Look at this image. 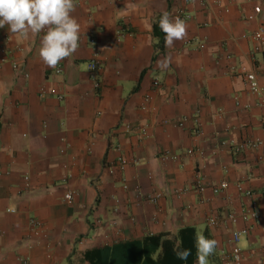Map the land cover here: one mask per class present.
<instances>
[{
	"label": "crops",
	"instance_id": "crops-1",
	"mask_svg": "<svg viewBox=\"0 0 264 264\" xmlns=\"http://www.w3.org/2000/svg\"><path fill=\"white\" fill-rule=\"evenodd\" d=\"M215 1L75 0L79 49L55 69L39 57L43 32L24 39L0 28V264H88L95 247L187 227L219 242L208 264H222L242 229V264H264V108L241 73L255 70L264 89V48L243 38L264 32V0ZM182 10L188 36L165 48L155 26ZM95 52L98 90L87 69ZM250 140L263 145L236 152ZM246 178L257 221L243 219Z\"/></svg>",
	"mask_w": 264,
	"mask_h": 264
},
{
	"label": "clouds",
	"instance_id": "clouds-1",
	"mask_svg": "<svg viewBox=\"0 0 264 264\" xmlns=\"http://www.w3.org/2000/svg\"><path fill=\"white\" fill-rule=\"evenodd\" d=\"M75 0H0V28L7 26L10 34L28 39L44 33L40 40L39 57L49 68L55 69L62 61L71 58L79 49L81 25L73 16ZM164 33L165 48L188 36V24L179 16L173 18L167 11L158 20ZM172 57L165 55L157 60L161 72L170 68ZM197 264H208L219 242L196 233ZM178 258L187 259L189 250L178 251Z\"/></svg>",
	"mask_w": 264,
	"mask_h": 264
},
{
	"label": "built area",
	"instance_id": "built-area-1",
	"mask_svg": "<svg viewBox=\"0 0 264 264\" xmlns=\"http://www.w3.org/2000/svg\"><path fill=\"white\" fill-rule=\"evenodd\" d=\"M215 3H219V1L216 0ZM260 12H261V8L256 7L255 13H260ZM179 13L183 19H189L190 18V16L188 14H186L183 10L180 11ZM243 38L244 39L251 38L254 41L255 52H259V51L263 50V48H264V32L263 31H256L253 34H251L250 36L244 35ZM93 41L94 40H92V42ZM101 66H102L101 54L99 52H95L92 59L88 63V68H87L88 72L90 74L91 80L93 82V87L95 90H98L99 88H101V81L99 80V73L101 71ZM14 68L19 69V66L17 64H15ZM57 73H61V69H58ZM241 73L244 74L245 82L247 84L249 92L260 98V105H261V107L264 108V89L260 85L257 73L255 72V70L253 71V70H250L246 67L241 68ZM25 77L28 78L29 76L26 74ZM155 85H158V83H155ZM51 93L54 94L55 92L53 91ZM45 94H46V89L41 88L40 89V95L42 96ZM57 97L59 100L64 99L63 94H58ZM187 121H188L187 118H183L178 123V126L180 128H185ZM195 133L198 136L202 135V132L200 129H197L195 131ZM262 145H263V142L260 140H258V141L250 140V141L244 143L243 145L237 147L236 152L241 153L242 150H244V149H255V150H257ZM187 153H188V155H192L194 153V151L189 150ZM200 154L202 155V152H200ZM165 159L177 161L178 156L170 155V156H166ZM118 163L120 164V166L122 168H124L127 165V161L123 158H120L118 160ZM247 180H248V178H246L245 180H243L242 182H240L237 185L238 191L250 200L249 206L246 207V209H245L243 219L245 221H249V220L257 221L261 217V212H260V209L258 208L257 201L255 200L254 192L251 189L244 188L245 181H247ZM196 187L200 193H205L207 190V187L203 184L202 181H198L196 184ZM228 188H229V183L226 181L221 182L217 186L211 187L212 192L214 194H217V193H220L223 191H227ZM162 197H163V194L161 192H157L155 194L149 195L148 199L152 203L157 204L161 200ZM65 200L68 204H72L73 200H74L73 193L70 191L67 192V194L65 195ZM229 220L233 224H237L239 221L238 218L234 214L229 215ZM217 224H218V221L216 219L210 220L211 226H216ZM248 232L249 231L247 229L234 231V233L232 234V238L230 240V242L232 244V249L230 250V252H228V253L225 252L223 254L222 264H242L244 257H243V253H242V250H241L239 244L241 242L242 237L246 236L248 234Z\"/></svg>",
	"mask_w": 264,
	"mask_h": 264
},
{
	"label": "trees",
	"instance_id": "trees-1",
	"mask_svg": "<svg viewBox=\"0 0 264 264\" xmlns=\"http://www.w3.org/2000/svg\"><path fill=\"white\" fill-rule=\"evenodd\" d=\"M155 32L162 43L164 33L158 24ZM196 233L195 228L187 227L175 234L150 235L139 240L95 247L87 250L83 259L88 264H197ZM183 250L190 252L187 259H180L176 254ZM211 258L217 262L215 254Z\"/></svg>",
	"mask_w": 264,
	"mask_h": 264
}]
</instances>
